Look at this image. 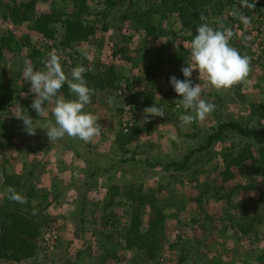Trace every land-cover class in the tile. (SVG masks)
<instances>
[{"label":"trees","instance_id":"1","mask_svg":"<svg viewBox=\"0 0 264 264\" xmlns=\"http://www.w3.org/2000/svg\"><path fill=\"white\" fill-rule=\"evenodd\" d=\"M64 1L67 5L70 4L66 11L53 9L47 13H38L36 0H0V8L5 9L1 20L8 23L10 28L6 36L0 38V62L5 61L3 69L6 68V60L13 62L16 53H22L23 50L25 54L20 57L22 65L25 60L34 65L40 61V66L44 67L41 63L42 52L30 48L28 42L20 43L13 33V29L17 28H25L29 33L54 42L61 49V53L68 55V51L87 44L95 35L97 27L101 26L98 30L107 31L113 21L122 25L132 20L133 31H143L146 36L156 33L168 37L171 35L170 31L163 32L160 23L164 18L177 16L179 23L188 33L181 37V40L190 47L196 28L201 23L207 22L215 29L223 16L226 22L222 24L229 26L230 14L238 13L244 17L251 14L263 16L260 2L255 3L254 8L247 7L248 4L254 3L252 0H91L93 5L90 7L87 5L88 0ZM113 14H116V19H111ZM201 16L205 18L203 21ZM256 30L258 39L263 29ZM146 36L142 47L130 52L135 54L133 66L143 73V76L148 77L151 84H160V90L162 86L166 88L158 103V107L164 108L165 116L158 118L169 123L172 120L171 109L176 107L177 99L181 98L173 90L169 78L175 76L177 79H184L180 69L187 66L190 48L175 46L173 39L169 38L165 46L149 45ZM231 45L241 53L244 50L242 44ZM131 49L134 48L129 44L121 48L120 51L124 53L120 54L125 57ZM90 71L86 70L84 78L88 86L94 89V93L96 90L114 88L122 77L117 72L114 73L113 64L103 72ZM191 80L194 86L192 76ZM60 92L65 95L70 92L67 84ZM136 94L141 96L143 92L139 90ZM12 95L6 84H1L0 112L9 110L13 101ZM153 96V93L149 94L151 101ZM71 97L75 98L72 93L67 95V98ZM93 97L94 94L91 100ZM209 102L216 105L211 115L214 119L210 118V125L205 129L195 127L193 132L187 135L192 142L184 148L178 158L156 160L152 164L147 154L145 157L135 153L129 154L128 157L123 154H102L87 148L79 139L65 136L57 140L85 168V178L80 183L81 193L78 194V209L73 215L77 214L79 223L83 225L87 223L88 214H96L99 211L102 214L99 218L103 239L99 244L102 252L97 254L96 264H122L128 257L131 264H161L158 253L165 242L169 243L168 249L177 250L175 257L178 264H225L226 260L215 254L210 258L203 254L197 257L198 251L191 253L190 248L187 251V242H181L180 237H177V240L174 238L173 241L169 240L170 236L167 237L170 230L169 221L176 218L178 212L184 210L189 202L194 203L198 211V215L190 220L193 236H196V231L200 233L198 238L191 237L188 240L196 239L195 243L203 246L209 243L217 244L219 242L211 236L214 231L220 232L225 237V242L229 240V244L234 241L248 242L252 247L249 264H264V186L257 193L255 191L258 187L256 188L253 182L241 184L235 180V175L242 165H253L256 172L264 178V128L250 126L248 122L244 123L227 115L225 101L220 95L210 96ZM181 108L178 109L182 114L184 110ZM247 111L250 115L258 112L252 105ZM261 111L259 110V113ZM24 112L27 113V110L21 104L19 115ZM19 115L9 119L10 125L3 124L0 128V138L4 140L0 145L11 146L10 142L15 135H21L23 139L28 137L23 121L17 118ZM32 119L35 121V127H41L51 120L43 117ZM153 126V123L142 127L132 125L127 132H118L115 142L125 146ZM44 133L41 134L42 139L48 140L46 131ZM94 158L103 162L98 164ZM39 168L41 167L38 160L36 164L32 161L29 166L24 165L20 172H16L14 166L8 170L3 168L1 171L0 264H22L33 259L36 254L42 229L46 225L45 211L50 197L49 191L40 185L37 175ZM149 168L158 169L160 178L173 184L178 183L179 179H187L191 185L190 191L196 193L195 196H178L175 187L171 188L162 183L152 187L146 185L143 179ZM111 173L121 176L118 187L114 186L115 180L109 177L102 186L106 189L100 193L101 196L99 192L97 194L99 200H90L88 196L91 191L98 187V176ZM10 186L17 193L26 196L28 203L20 204L8 199L7 190ZM251 191L255 192V195H248L246 199L238 198L241 193ZM116 208L123 209L121 224L115 212ZM34 210L36 214H33ZM113 244L116 245L112 246Z\"/></svg>","mask_w":264,"mask_h":264},{"label":"rangeland","instance_id":"2","mask_svg":"<svg viewBox=\"0 0 264 264\" xmlns=\"http://www.w3.org/2000/svg\"><path fill=\"white\" fill-rule=\"evenodd\" d=\"M252 1L255 3L260 2L263 16L251 14L249 17H244L234 13L229 15L231 18L229 26L222 24V22H226L225 16L215 26V29H220L221 25L225 29H230L233 32L230 40L231 44H242L244 46L243 54L240 53L250 57L251 61V71L246 81L234 86L232 89L216 91L208 84L206 77L199 74L198 70H193L192 78L194 85L197 83L201 84L203 99L209 102L210 96L220 95L225 101V112L227 115L239 119L241 122H248L250 126L264 128V0ZM36 3L38 13H47L53 9L66 11L68 10L67 6L70 5L69 3L67 5L64 0H36ZM87 5L90 7L93 2L88 0ZM234 10L237 12V7ZM4 11L5 9L0 8V38L6 36V32L10 29L8 28V23L1 20ZM112 17L117 18L116 14H113L111 19ZM242 18L249 19L247 26ZM179 22L180 19L177 16H170L161 21V30L163 32L170 31L171 35L167 37L156 33L155 35L146 36L143 31H133L134 24L132 20L124 22L122 25L118 21H113L107 31L98 30L101 29V26L97 27L95 35L87 44H83L84 46L82 45L73 51H68V55L61 53V49L54 42L29 33L25 28L12 29L20 43L22 41L28 42L30 48L42 52V61H46L49 53L55 51L61 57L63 70L69 78H71V70L76 66H84L86 70H91L90 72L99 73L113 64L114 73L117 72V74L122 76L120 81L116 82L114 88H108L103 91L96 90L91 103L85 108L86 112H90L100 118L98 120L101 126L100 135L89 143L80 141L87 148L89 147V149L102 154H123L126 157L132 153L137 154V156L141 155V157H145V154H147L148 159L152 160V164H154L156 160L178 158L184 148L192 142L187 135L191 134L195 127L200 130L205 129L210 125L211 119H214L211 114L203 122H194L189 126H182L180 116L189 113L184 111L181 114L178 109L181 107L176 105V107H172L171 114L168 109L172 118L169 123L162 122L158 117L151 116L148 117L147 121L145 120L143 109L153 104L158 107L160 105L158 104L159 100L163 97V93L166 92V88L162 86L160 90V84H151L148 77L138 72L133 66L135 54L130 52L142 47L145 36L149 45L165 46L169 38V40L173 39L172 42L174 41L175 46L182 45L190 48L188 43L181 40V37L188 33ZM258 28H262L263 33L256 39V29ZM129 44L134 49L128 50L125 57L124 55L122 57L120 53L124 52L120 51L121 48L129 46ZM16 54L13 62L6 60L5 69L2 68L5 61L0 62V86L1 84H6L8 91L13 94V101L10 103L9 110L0 112V128L3 124L10 125L8 123L9 119L20 114L21 104L27 110L29 116L37 120L42 118L30 107L35 95L29 92L30 82L25 81L23 77L24 65H22L20 57L25 54V50ZM187 60L189 63L191 62L190 52ZM35 68L44 70L45 66H40L39 61ZM139 90L143 92V95L137 96L136 93ZM159 90L160 92H158ZM25 93H28V95L25 96ZM151 93L154 94L153 101L149 98ZM70 94V92L66 93V95L60 92L58 95L64 96L65 99H72V97L67 98V95L70 96ZM150 102L151 104H149ZM163 105L161 104V106ZM251 105L258 111L255 115L248 114L247 110ZM52 107V103H46V115L43 118L55 120L52 114ZM259 110H262L261 113H259ZM126 123L141 127L153 123L154 126L150 130L142 132L131 143L125 146L118 145L115 142V137L118 132L123 131V126ZM44 132L43 129L37 128L34 136L28 135L26 139H23L21 135H15L10 142L11 146L4 147L0 145V175L3 168L8 170L14 166L15 171L20 172L24 165L29 166L32 161L36 164L39 160L41 168L38 169L37 175H39L40 185L50 193L49 203L45 211L47 216L46 225L42 229L41 236L46 231L53 230L54 234H56V240L47 246L40 240L34 258L22 264H96L97 254L102 252L99 244L103 240L99 227V218L102 214L100 211L96 214H88L87 223L83 225L79 223V216L77 214L73 215L78 209V194L81 193L80 183L85 178V168L57 140L50 142L42 139L41 134H45ZM173 137H176V139H173ZM3 141L0 138V143ZM94 160L98 164L103 162L99 158H94ZM159 173L158 169L149 168L148 174H145L146 177L142 179L150 187L157 183L166 184V186L168 185L171 188L175 187L177 195L181 197H187L190 194H193L190 196H195L196 193L194 194L190 191L191 185L187 179H179L178 183L173 184L171 181L160 178ZM109 177H111V180H115L114 186L118 187L121 176L119 177L112 173L110 175L100 174L97 180L98 187L93 189L88 196L90 200H99L100 193L106 189L102 186L106 184ZM235 180L241 184L253 182L254 186L258 187L255 191L257 193L264 186V178L256 172L253 165H242L235 175ZM1 191L2 188H0ZM98 192L99 195H97ZM255 192L241 193L238 198L246 199L248 195H255ZM122 210L116 208L115 211L120 224L123 217ZM197 215L198 211L195 204L189 202L184 210L178 212L176 218L169 221L170 230L167 232V237L170 236L169 240L173 241L174 238L180 237L181 242H187L185 245L187 251L189 248L191 253L198 251L199 255L197 257H201L202 255L200 254H203V256L210 258V256L212 257L215 254L224 258L226 260L225 264H232L231 262L233 264H249L252 256V247L246 241H234V243L229 244V240L225 242V237L220 232L215 231L211 238L218 241L219 243L217 244L209 243L203 246L197 245L195 243L196 239L188 240L191 237H199L200 231H196V236H193V229L190 224V220ZM200 238H202V234ZM232 239L230 238V240ZM115 245L113 244L112 246ZM109 247L111 246L109 245ZM168 247L169 243L165 242L159 250L158 257L161 260V264H178L175 257V251L177 250L173 251L168 249ZM193 257H191V261ZM197 257L196 259H198ZM128 259L129 257L122 264H131Z\"/></svg>","mask_w":264,"mask_h":264},{"label":"clouds","instance_id":"3","mask_svg":"<svg viewBox=\"0 0 264 264\" xmlns=\"http://www.w3.org/2000/svg\"><path fill=\"white\" fill-rule=\"evenodd\" d=\"M247 7L254 8L255 2ZM203 21L205 18L200 17ZM247 25L248 18H242ZM233 32L221 25L220 29H214L207 22L201 23L196 28V34L190 42L191 62L180 70L184 79L175 76L169 78V83L175 93L181 97L177 99V106L182 107L189 114L181 115L182 126H189L194 122H203L216 109L214 103L202 98L203 88L197 83L193 86L191 76L193 70L206 77L208 84L216 91H226L246 81L251 71L250 57L241 55L238 49L230 44ZM44 64V70H38L29 61H24L23 77L30 82L29 92L35 95L30 107L39 117L46 115L45 102L53 104L52 114L55 122L47 121L41 127L34 126V120L26 112L17 118L23 121L24 130L30 136L36 134V129L46 131L48 141L63 139L65 136L79 139L85 143L92 142L101 132L98 116L86 112L85 108L91 103L94 89L90 88L84 78L86 68L76 66L71 70V78L65 74L61 57L55 52L49 53ZM67 84L74 99H65L58 95L60 90ZM28 93H25L27 96ZM55 98V99H54ZM145 120L148 117L165 116L163 107L154 104L143 109ZM176 139V137H173ZM8 199L20 204L28 203L27 197L19 194L13 187L8 188ZM33 214H36L35 210Z\"/></svg>","mask_w":264,"mask_h":264},{"label":"built area","instance_id":"4","mask_svg":"<svg viewBox=\"0 0 264 264\" xmlns=\"http://www.w3.org/2000/svg\"><path fill=\"white\" fill-rule=\"evenodd\" d=\"M132 125L130 123H126L123 126V131L127 132V129L131 127ZM56 240V234H54L53 230L52 231H46L45 233L42 234L41 236V241L44 245L52 244Z\"/></svg>","mask_w":264,"mask_h":264}]
</instances>
